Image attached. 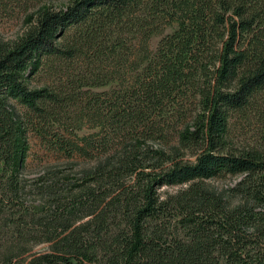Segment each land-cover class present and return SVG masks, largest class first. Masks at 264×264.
<instances>
[{
  "label": "trees",
  "instance_id": "16d2710c",
  "mask_svg": "<svg viewBox=\"0 0 264 264\" xmlns=\"http://www.w3.org/2000/svg\"><path fill=\"white\" fill-rule=\"evenodd\" d=\"M35 1L0 35V264H264V148L228 137L264 0ZM28 131L57 154L31 171Z\"/></svg>",
  "mask_w": 264,
  "mask_h": 264
},
{
  "label": "rangeland",
  "instance_id": "374dc122",
  "mask_svg": "<svg viewBox=\"0 0 264 264\" xmlns=\"http://www.w3.org/2000/svg\"><path fill=\"white\" fill-rule=\"evenodd\" d=\"M57 1L59 0L52 1V3L56 4ZM36 4L37 2L35 0H0V35L5 39H13L20 35L24 28L26 14L32 11ZM157 39L158 35H152L150 37L148 41L149 45H147L150 50L154 48ZM78 65L77 63L71 65L74 68V73L77 67H79ZM57 79L58 72L55 73L51 69L47 70L42 68L30 78V83H53L54 80L56 83L58 81ZM91 89L93 88L91 87ZM258 95H261V93ZM90 127V122L83 120L82 127L78 130V133L91 131L92 128ZM228 137L232 145L236 147L254 145L264 148V102L256 103V105H248L243 112L239 110L233 111L229 118ZM27 139L29 148L27 150L26 162L30 171L38 168V165L43 161H53L57 156L56 153L44 150L39 142V138L33 132H27ZM238 177L239 175H225L224 177L212 178L210 181L217 186L229 185L238 179ZM176 186L174 185L172 187L174 188ZM172 187L161 186L159 189L171 190ZM44 247L45 244L39 243L33 249L40 250Z\"/></svg>",
  "mask_w": 264,
  "mask_h": 264
}]
</instances>
